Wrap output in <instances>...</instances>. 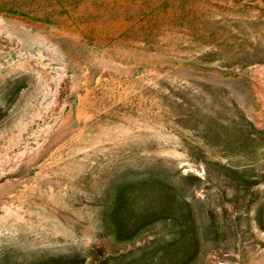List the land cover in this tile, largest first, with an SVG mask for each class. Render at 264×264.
I'll return each instance as SVG.
<instances>
[{"label":"rangeland","instance_id":"rangeland-1","mask_svg":"<svg viewBox=\"0 0 264 264\" xmlns=\"http://www.w3.org/2000/svg\"><path fill=\"white\" fill-rule=\"evenodd\" d=\"M0 264H264V0H0Z\"/></svg>","mask_w":264,"mask_h":264}]
</instances>
